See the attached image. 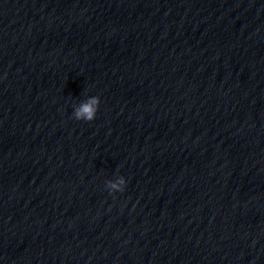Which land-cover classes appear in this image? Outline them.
<instances>
[{
    "label": "clouds",
    "instance_id": "obj_1",
    "mask_svg": "<svg viewBox=\"0 0 264 264\" xmlns=\"http://www.w3.org/2000/svg\"><path fill=\"white\" fill-rule=\"evenodd\" d=\"M99 104L100 98L98 96H92L84 101H81L74 107V111L72 113L73 118L77 121H93L96 118ZM125 185L126 180L123 176H118L115 181H107V188L110 192H123Z\"/></svg>",
    "mask_w": 264,
    "mask_h": 264
}]
</instances>
